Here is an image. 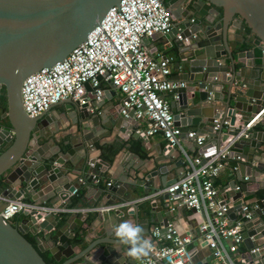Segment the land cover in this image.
Segmentation results:
<instances>
[{"label":"water","instance_id":"water-1","mask_svg":"<svg viewBox=\"0 0 264 264\" xmlns=\"http://www.w3.org/2000/svg\"><path fill=\"white\" fill-rule=\"evenodd\" d=\"M119 1L0 0V86L4 87V94H0V104H5V112L0 121V195L7 200H31L35 205L53 200L50 202L52 206L63 207L75 189L69 182V176L81 168L71 157L78 151L88 155L96 149L98 137L94 133L98 126L111 129L109 124L101 121L100 115L92 111L96 90L101 88L100 85H84L87 96L83 103L62 101L36 118H30L24 112L20 91L28 75L63 60L87 38L109 9ZM174 1H170L169 5ZM182 4L184 6L181 7ZM168 9L174 12L175 25L167 36L174 41L179 78L187 82L185 88L199 90L202 103L201 109H197L193 107L194 94L188 97L184 90L180 92L178 98L170 103L174 124L182 133L196 128L206 132L207 143L199 148V157L203 156V163L219 157L230 145L227 153H224V159L233 160L237 157L238 161L229 164L233 172L226 177L223 187L225 193L220 196L223 198L220 204L226 205L229 217L236 220L245 205L243 194L255 197L253 203L259 218L244 225L248 229V237L255 242L264 236V218L261 216L264 214V180L258 181L256 190L247 192L244 180H252L253 169L250 165L245 166L244 162L251 164L254 161V153L251 151L261 147V140L257 132L246 129V116H256L264 106V59L261 64L253 60L252 65H242L236 71L227 29L228 23L237 18L241 25L246 24L253 36L264 44V0H182L180 7ZM216 9H221L218 21L216 16L219 13ZM250 53L252 59V52H248L247 57ZM241 54L237 55L239 59ZM224 58L229 59V64L221 63ZM98 79L101 77L98 76ZM223 85L225 89L218 92L217 87ZM59 104L64 106L67 119L73 117L71 119L76 126V135L69 141V148L65 152L61 145L57 146L56 152H50L48 145L42 141L59 130L56 121L61 113L56 108ZM211 107H214L212 115L207 113ZM237 115H241L240 123H236ZM4 118L8 125L4 124ZM218 118L220 126L214 131V121ZM226 118L229 121L227 131L224 132ZM137 123L133 111H129L127 116L118 115L113 126L125 132ZM201 124L204 125L200 127ZM244 147L250 151L244 153ZM64 155L70 158L64 159ZM180 161L183 163V159ZM91 163L93 161H89V165ZM88 171L87 182L93 184L96 170L89 167ZM159 172L165 173L166 169L160 168ZM157 175L158 171H153L147 180L139 178L131 182L113 179L104 190L107 200H110L104 205L138 198L139 201L133 204V209L127 214L138 220L143 217L149 223H157L160 237L164 238L169 222L162 212L168 204L159 205V202L168 201L169 195L155 194L154 191L157 192L161 185L156 186L150 179ZM177 179L174 178L167 185ZM136 186L143 187L142 193L136 190ZM258 190H263V197H257ZM98 192L102 194L101 190ZM40 194L47 198L41 199L38 197ZM6 205L7 201L0 200V212ZM115 214L123 216L124 213L116 210ZM20 217L23 218L12 223L0 216V264H46L24 236L29 232L35 235L40 230L47 232L40 238L45 244V251L58 264H138L145 259L131 257L128 245H118L116 240L104 238L91 241L76 251L69 243L74 238L70 219L59 224V220H54V215L36 211H25ZM151 232L148 224L145 233L151 236ZM81 238L87 240L84 236ZM149 240L152 242V237ZM252 240L248 243L250 249L254 246ZM114 244L115 247H110ZM79 245L80 241L75 242V246ZM253 249L257 250L250 253L251 256L262 254L263 249ZM212 260L208 256L204 262L196 264H209ZM160 264L164 263L160 261Z\"/></svg>","mask_w":264,"mask_h":264},{"label":"built area","instance_id":"built-area-1","mask_svg":"<svg viewBox=\"0 0 264 264\" xmlns=\"http://www.w3.org/2000/svg\"><path fill=\"white\" fill-rule=\"evenodd\" d=\"M174 25L173 14L162 0H120L63 60L51 67L41 68L23 80L20 95L24 112L30 118H36L62 101L83 103L87 96L84 85L89 83L91 87L99 86L100 76L123 94L122 115L127 116L129 111H133L135 120H146L144 135L160 134L168 147L182 149V131L174 124L166 95L177 99L186 84L170 78L172 57L159 55L153 59L142 45L143 38L156 34L166 35ZM103 93L102 88L97 89L95 101H101ZM260 117H264V106L246 124L247 128ZM226 124L227 120L224 121ZM219 126L220 120L215 119L213 130L216 131ZM186 136L199 147L206 143V137L195 131H188ZM229 147L209 163H203L199 157L183 150V175L159 189L157 194L167 193L171 203L202 215L198 230L202 239L208 243L215 264H258L253 258L248 260L234 257L244 240L243 227L252 219L253 210L244 205L240 216L232 221L228 207L220 204L218 189L213 184L223 167V163L218 161L224 160V153H227ZM96 182L99 183V180ZM75 194L76 190L72 192V195ZM0 200L7 201L0 212V216L7 221L25 211L52 215L66 212L102 214L128 205L120 202L107 206L66 209L46 204L35 205L26 200L11 201L1 195ZM159 230L160 227H156L152 237L156 241L165 239L168 244L152 246L150 256L138 264H160V261L164 264H191L192 255L188 249L191 238L179 235L171 224H168L164 238L160 237ZM256 250L252 249L250 253Z\"/></svg>","mask_w":264,"mask_h":264},{"label":"crops","instance_id":"crops-1","mask_svg":"<svg viewBox=\"0 0 264 264\" xmlns=\"http://www.w3.org/2000/svg\"><path fill=\"white\" fill-rule=\"evenodd\" d=\"M216 10H218V13L221 12V9ZM219 17L220 13L219 16H216L217 21L219 20ZM228 25L229 27L227 30L230 38L229 46L233 53V59L235 61L234 63H236L237 65L236 71H239V68L242 65H245L246 67L252 65L253 60H255V63L261 64L262 60L264 59V48L260 49L261 46L258 43L257 39L253 36V34H248L245 30V27L241 25L240 21L237 18H234V20L229 22ZM226 28L227 27L225 26V29ZM142 45L149 57L153 59H157L159 55L172 57L173 60L170 65V78L173 81L185 82V84L187 85L186 81L181 80L179 78L180 71L176 67L178 57L173 50L174 41L172 39H169L167 34H156L151 37H145L143 38ZM257 50H261L260 54L257 53ZM248 52H252L254 54V57L252 55V59L251 53L250 56L247 57ZM240 53L242 54L239 59L237 55ZM229 62L230 61L228 58H224L223 60H221V63L229 64ZM100 86L104 91L102 96L103 99L99 102H94L95 105H92L94 111L93 113L100 115L102 118L101 121L106 122V124H109L111 126V129H103L101 126H98L94 133L95 137H98L97 141L95 142L96 149L88 155H84L83 151H78L73 157H71L73 162H75L81 168H79V170L73 171V174L69 176V182L74 185V190H76V194L72 195V192L70 193L71 197L69 202L65 203L63 206L66 209H80L92 206H107L104 204H106L110 200H107L106 193L104 190H106L107 184L113 179H119L122 181L130 182L139 178L147 180V176L151 175L153 171H158V175L150 180L153 181L156 186L161 185L159 186V189L164 188L169 182H172L174 178L178 177L179 179L181 178L180 176L183 175V150L190 155L199 157L200 147L197 146L194 141L189 140L186 136V133H182L181 135L182 149H180L179 147H168L166 140L160 134H155L151 136L144 135L145 130L147 128V122L144 119L140 121L137 120L138 123L131 130L126 129L125 132H121L116 129L113 126V121H115L118 115L121 114L123 94L118 89H115L109 83L103 81L102 79H100ZM224 89L225 85H223V87H217L218 92ZM183 90L184 92H186V95L188 97H191V95L194 94L193 107L201 109L200 107L202 103L199 99V90L197 88H185L182 89L181 92ZM83 93L86 94L84 91ZM166 97L169 103H171L174 99L170 95H166ZM56 108L59 112H61L59 113V116H57V112H55V116H57L56 121L58 123L57 128L59 130L57 132H54L53 136L48 137V139H44L42 143H46L48 145L47 149L50 152H56L58 145H61L65 152V150L69 148V141L72 140L73 136L76 135V126L75 123L72 122L71 118L73 117L67 119V117L65 116V108L62 104L57 105ZM213 108L214 107H211V111H208L207 113L212 115L214 113V110H212ZM240 117L241 115H237L236 123H240ZM253 118L254 117L248 114L246 116V122H250ZM218 119L220 120V118ZM226 120L229 121L228 118H226ZM203 125L204 124H201L200 127ZM227 128L228 125L226 124L224 132L227 131ZM246 129L253 132H257L259 135V140H261V147L259 149L251 151L254 153V161L251 164L243 161L245 163V166L250 165L253 169L251 171L252 180L248 181L247 178H245L244 180L247 184V192H252L258 188V181L262 182V180H264V117L255 119L248 128L246 126ZM190 131H195L198 134L204 135L206 137L207 143V134L201 128L191 129ZM101 146H113L115 148H118L115 155L111 157V161L103 157ZM249 151L250 149L248 147H244V153ZM63 158L68 159L70 158V156L64 155ZM181 159H183V163L180 161ZM199 159L202 162L204 161L202 155L199 157ZM89 161H93V163L89 165ZM235 161H238L237 157L233 160L224 159L223 167L220 169L218 176L214 178V180H217L219 183L218 187H216L219 193V202H221L223 199L220 196H224L225 193V191H223V187L226 184V177L233 172V169L231 170L229 164ZM101 162H105L107 165L102 164ZM68 165L70 166V169H72V164L70 161H68ZM89 167L96 170V176L94 177L92 182L93 184L88 183L86 179V175L89 174ZM160 168L166 169V172H159ZM244 170H247L246 167H244ZM97 179L101 183L100 185L96 182ZM237 183L238 185H240V182ZM98 190H101L102 194L99 193ZM136 190L142 193L143 187L136 186ZM154 192L155 194L157 193L156 191ZM257 192L259 195L257 196L258 198L263 197V190H258ZM38 197H41V199L47 198V196L44 194H40ZM76 199L77 202L73 206H71L74 200ZM254 199L255 197H247L243 194L244 204L246 206H249L253 210V217L247 222L255 221L257 218H259L258 215L255 213L254 207L256 206L253 203ZM26 201L34 203L31 200ZM51 201H48L44 204L52 206L50 203ZM138 201V198H131L128 201L122 202L128 204L118 209L119 211L124 213L123 216L116 215V210L102 214L97 212H87L85 214L80 212H66L59 213L58 215L55 214L54 220H59V217L63 214H66V219H70L72 228L71 232L73 233L74 238L76 237L80 239V247L75 246L74 238L69 240V243L74 246V249L76 251H80L81 249L86 247L91 241H94L98 238H104L106 240H116L113 229L124 221H131L135 224L141 225L144 229V237L146 239H151L152 232L151 236L150 233H145L148 224L150 225L152 231L156 227H159V225L157 223H149L148 220L146 221L143 217H140L138 220L132 215L127 214L129 211H131V209H133V204H136ZM164 203L168 204V207L163 210V217L167 216L169 224H171L177 230L179 235L189 236L191 238V243L188 244V249L190 250L192 255L191 264H196L197 262H204L208 256L211 257V250L209 248V245L206 241L202 239L198 230L199 223L202 220V215L195 214L190 209L171 203L170 201L161 200L159 202V205ZM20 215L21 214L15 216V219L13 221L18 222L20 219H22L23 217H20ZM239 216L240 215H238V217ZM261 216L264 218V214H262ZM88 217H92V220L87 221L86 219ZM39 233V238L47 234V232L41 230L39 231ZM247 233L248 229L244 226V240L239 245L238 252L234 255V257L236 259L248 260H251L253 258V260H256L258 262V264H264V236L254 242L251 238L248 237ZM80 236L86 237L87 240L80 238ZM250 239L254 243L253 248L263 249L262 254H259L258 257L250 255V250L253 249L248 248V243H250L251 241ZM165 243V239L156 241L152 237V246H159L162 244L165 245ZM39 246L41 250L45 251V244L41 242L40 239ZM113 246L115 247V244L110 245V247ZM213 263L214 261L212 260L209 264Z\"/></svg>","mask_w":264,"mask_h":264},{"label":"clouds","instance_id":"clouds-1","mask_svg":"<svg viewBox=\"0 0 264 264\" xmlns=\"http://www.w3.org/2000/svg\"><path fill=\"white\" fill-rule=\"evenodd\" d=\"M116 243L129 246V255L133 258H142L150 254L152 244L143 235L144 229L141 225L131 221H124L114 229ZM118 250V249H117Z\"/></svg>","mask_w":264,"mask_h":264},{"label":"trees","instance_id":"trees-1","mask_svg":"<svg viewBox=\"0 0 264 264\" xmlns=\"http://www.w3.org/2000/svg\"><path fill=\"white\" fill-rule=\"evenodd\" d=\"M244 27H245V30H246V32L248 33V34H252V32H251V30L247 27V25L246 24H242ZM257 41H258V43L260 44V46L262 47H260V49H263L264 48V44L260 41V40H258L257 39ZM260 51L261 50H257V53L258 54H260ZM4 94V88L1 90L0 89V94ZM3 105H5V104H3ZM138 147H139V145H138ZM117 149L118 148H115V147H113V146H104V147H102L101 146V151H102V155H103V157L105 158V159H107V160H109V161H111L112 159H111V157L113 156V155H115V153L117 152ZM218 162H221V163H223L224 162V160H221V161H218ZM101 183L99 182V185H100ZM213 184H214V186L215 187H218V185H219V183H218V181L217 180H213ZM77 202V199L76 200H74V202H73V204L71 205V206H73L75 203ZM60 219H59V224H63L65 221H66V218H67V216H66V214H63V215H61L60 217H59ZM15 219V218H14ZM14 219H12V220H10V221H12V223H16V222H14L13 220ZM87 221H91L92 220V217H88L87 219H86ZM88 223V222H87ZM83 228H85V227H83ZM25 238L36 248V250L40 253V255L42 256V258L44 259V261L46 262V264H58V262H56L50 255H49V253L47 252V251H43V250H41V248H40V246H39V237H40V233H37V234H35V235H33L32 233H26L25 235ZM78 236V235H77ZM80 238H81V236H80ZM79 242L80 241V239L79 238H74V242ZM168 244V242L166 241V243H165V245H167ZM162 245H164V244H162Z\"/></svg>","mask_w":264,"mask_h":264},{"label":"flooded vegetation","instance_id":"flooded-vegetation-1","mask_svg":"<svg viewBox=\"0 0 264 264\" xmlns=\"http://www.w3.org/2000/svg\"><path fill=\"white\" fill-rule=\"evenodd\" d=\"M170 1H172V0H162V2H163L167 7H180V3H181L182 0H176V1H174L172 4L169 5ZM182 6H184V4H182L181 7H182ZM171 12H172V14H174L173 11H171ZM3 88H4L3 86H0V89H1V90H2ZM1 95H3V94L1 93ZM0 106H1V107H0V121H2V117H3V115H4L5 109H4L3 104H0ZM3 120L5 121L4 124H5V125H8L7 119L4 118Z\"/></svg>","mask_w":264,"mask_h":264}]
</instances>
